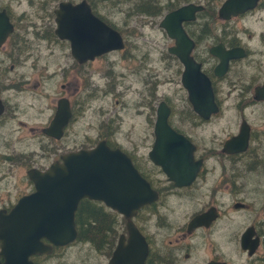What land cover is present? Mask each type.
<instances>
[{
	"label": "flooded vegetation",
	"instance_id": "obj_1",
	"mask_svg": "<svg viewBox=\"0 0 264 264\" xmlns=\"http://www.w3.org/2000/svg\"><path fill=\"white\" fill-rule=\"evenodd\" d=\"M83 1L90 6L95 17L121 35L123 49L83 61L75 59L71 43L60 40L55 34V12L62 3L75 6ZM226 1L218 0V9L213 11V6L207 5L206 0L168 1L174 9L159 18L162 20L166 14L189 4L203 8L193 20L183 21L181 27L193 45L190 56L209 80L218 107L217 112L206 119L196 112L182 84L185 68L177 56L169 53V48L176 47V43L159 27L161 20L158 27L170 39L171 45L164 52H159L157 48L155 50L161 61L163 56L169 61L166 69L173 66L169 81L180 95L177 101L162 93L159 72L147 68L146 62L152 59V51L144 46L145 53L135 57L131 43L127 44L121 31L99 13L97 6L100 0H0V212L9 213L22 197L34 192L29 177L32 170L44 172L53 163H61L63 156L91 150L100 143L127 155L157 195L155 201L142 205L130 219L103 202L92 201L94 210L109 218L110 234L98 236L92 243L76 238L68 245L54 246L50 254L31 257L33 264H41L74 245L94 260V263L92 259L87 262L81 256L84 264H89L90 260L92 264H109L119 242L128 245L129 220L147 245L144 264H232L234 260L229 250L246 255L251 264L264 263L263 256H256L259 252L264 255V221L244 224L238 220L240 231L231 239L223 232L224 214L249 210L252 204L260 201L258 183L243 180L247 174L254 173L250 172L253 167L256 168L255 172L261 168L259 164L264 159V150L260 159L252 156L255 151L252 140H258L263 133L264 143V131L253 128L244 116V111L256 106L264 109V100L255 99L256 90L264 85V63L251 59L252 49L249 45L252 40L264 45V30L252 35L246 28L237 26L236 22L249 21L258 10L257 13L264 14V0H256L254 8L237 15H220L219 9ZM103 2L108 3V0ZM27 14H36V19L41 23H25L29 20ZM52 43L54 49L61 48L60 57L52 53ZM21 49L24 50L22 55ZM228 51L236 53L224 71L220 65L221 58ZM118 54H121L120 60L136 61L138 67H128L126 73L116 72L117 59L112 60L111 57H117ZM50 57L56 61L52 66L46 62ZM143 57L145 63L141 62ZM101 62L107 63L106 69L101 70ZM140 67L141 82L135 76L139 75L135 70ZM252 73L262 75L263 82L255 85L251 93L247 92L249 89L240 91L241 82L234 85V79L239 76L242 81L243 74ZM129 75L136 77V82H127ZM230 76L233 80H229ZM138 82L140 87L135 85ZM227 83L231 88L230 93L234 87L239 91L235 109L240 116L223 138V93ZM127 87H131L133 93L139 96L138 100H141L136 101L132 95V103L129 104V94L125 91ZM120 88L121 91L117 92ZM53 91L56 93L53 94ZM61 102L69 118L60 137L55 138L44 131L50 128ZM161 103H165L169 109L167 123L170 128L193 147L191 162L182 166L189 168L187 172L194 176L189 185L176 186L149 155L156 138L157 112ZM118 107L119 113L116 112ZM128 114L134 115L135 120L136 117L141 118L133 129H139L144 136L142 148L146 150L145 153L140 151V142L126 140L127 134L124 140L119 138L127 121L123 115L128 118ZM244 123L248 127V140L245 149L241 150L242 143L235 144L232 140L239 137ZM79 124L84 125L85 129L95 128V134L81 137V143H71L70 132ZM209 128L210 141H207L205 135ZM19 147L23 150H19ZM180 172L185 174L186 170ZM227 196L231 200L229 204L226 203L227 210L223 212V199ZM250 197L252 201L246 202V198ZM175 206L178 210L181 207L186 211L190 209L183 216L181 225L174 229L171 227V218ZM204 214H210L209 218L193 223L195 218ZM244 235L248 239L247 249L242 248ZM42 241L47 244L46 240ZM253 247L250 254L249 250ZM0 261L3 262V259L0 258Z\"/></svg>",
	"mask_w": 264,
	"mask_h": 264
},
{
	"label": "water",
	"instance_id": "obj_2",
	"mask_svg": "<svg viewBox=\"0 0 264 264\" xmlns=\"http://www.w3.org/2000/svg\"><path fill=\"white\" fill-rule=\"evenodd\" d=\"M255 4L256 0H227L219 9V14L234 16L254 8ZM201 10V6L185 5L166 14L159 27L165 30L170 39L175 40L176 47L168 51L177 56L184 66L182 84L196 112L207 119L217 112L218 107L209 80L190 56L193 45L181 27L183 21L193 20ZM55 23L56 36L71 43L72 54L78 61L124 47L121 35L95 17L84 1L75 6L70 3L60 4L55 12ZM235 53L225 52L221 58L220 65L224 71ZM255 99L264 100V85L256 90ZM63 103H59L50 128L44 131L55 138L60 137L69 118ZM168 113L167 105L161 103L157 112L156 138L149 155L176 186L189 185L194 176L187 172L189 168L182 166L191 162L193 147L170 128L167 123ZM247 140L248 127L244 123L239 137L233 139L232 143L241 142L242 150ZM61 161L53 163L44 172L32 170L29 177L34 192L22 197L9 213L0 212V258L3 259L0 264H33L31 257L50 254L54 246L73 243L77 238L75 212L83 199L103 202L127 219L142 205L157 199L156 193L140 176L129 157L119 149H110L104 143L91 150L69 153ZM183 170H186L185 174H181ZM209 216H199L193 223ZM127 230L130 235L128 245L120 241L109 264L145 263L148 249L143 236L130 220ZM42 240H46L47 244ZM241 243L243 249L249 247L246 235ZM253 249L249 250L250 254Z\"/></svg>",
	"mask_w": 264,
	"mask_h": 264
},
{
	"label": "rangeland",
	"instance_id": "obj_3",
	"mask_svg": "<svg viewBox=\"0 0 264 264\" xmlns=\"http://www.w3.org/2000/svg\"><path fill=\"white\" fill-rule=\"evenodd\" d=\"M146 0H141V2ZM169 0H157V3L160 5H165ZM139 0H108V3L103 2V0H100V3H98V9L99 13L105 18L107 22H109L112 26H115L118 30L121 31L125 41L128 43H131V48L133 49L132 54L135 57L141 56L145 53V49L143 47H147L152 51L153 57L152 59L148 60L146 62L147 68L152 69L154 71H158L161 78H162V85L160 87L162 93L166 94L171 100L173 98L175 101L179 98V94L177 93V90L173 83H170L169 78L173 75V66H169L168 69L165 67L169 65V61L167 58L163 56V61L160 60L159 56L157 55V52L155 48L159 52H162L165 50L168 46L171 45L170 39L164 34V32L158 27V22H160L161 19L158 17L156 20L152 18H145L141 16H129L132 14V10L130 9L133 5H142ZM178 0H170V3H177ZM169 4V3H167ZM218 3L214 4L213 10L218 9ZM22 9V8H21ZM259 11V10H258ZM257 11V12H258ZM255 12V14L251 15V19L247 22H236L237 26H241L246 28L252 35L256 34L258 30L263 31L264 30V14H259ZM41 16H44L45 14H39ZM36 14H27V17L29 18L27 22H36L40 24V20L36 19ZM134 17V18H132ZM31 37V36H28ZM247 38V35L244 36ZM169 39V40H168ZM254 39V38H253ZM52 43V53H55L56 55L61 54L62 50L59 47H56L54 49L55 45ZM138 44L137 48L135 45ZM250 48L252 49V56L251 59L258 62V60L262 63H264V48L263 44L256 43L253 40L249 43ZM261 47V49H260ZM142 48V49H140ZM260 49V50H259ZM58 50V51H57ZM21 55L22 52L24 53V50H20ZM164 52V51H163ZM160 55V53H159ZM121 54H118V56L111 57L112 60L117 59L116 61V72H122L126 73V69L128 67L136 66L138 67L136 61H130L127 60H120ZM27 56H25L26 58ZM60 57V56H59ZM60 59V58H59ZM122 59V58H121ZM47 64L49 66L54 65L56 61H54L51 57L46 60ZM141 62H144V57L142 58ZM164 62V64L162 63ZM101 70L106 69V62H101ZM173 65V64H172ZM257 70V67H256ZM137 72L139 75H135L134 72ZM133 74L136 77H139V81H142V68L136 69ZM258 71V70H257ZM245 75V76H244ZM129 75L127 82H136L137 78ZM229 80H233L232 76L229 77ZM234 85L236 83L241 82V85L239 86L240 91H249L252 92V89L255 85L260 84L263 82V76L258 74H243L242 81L240 80V77L237 76L235 79ZM59 82V80H58ZM136 87H140L141 84L138 82L135 84ZM122 88H120V92ZM230 86L225 85L224 86V93H223V138L225 137L226 133H229L232 130V127H234V123L236 120L239 119L240 114L235 109L236 104L238 103V97L239 91L236 90V87L232 88V92ZM125 91H128L129 94V104L132 103V95L136 97V101H140L141 98L138 100L139 96L135 93H133V90L131 87H127ZM56 91H53V94H55ZM124 98V97H123ZM131 98V99H130ZM125 100V98H124ZM120 107L116 108V112L119 113ZM138 116V115H137ZM244 116L248 118L249 123L252 125L253 128L257 130H263L264 131V109L261 107H252L244 111ZM134 115L128 114V118H126L125 115H123V119H127L126 125L123 126V131L121 132L119 138L124 140V137H126V140H131L132 142H140L141 146L140 151L141 153H145L146 150L142 148V136L140 130L136 131L134 128V125L137 124V122H140L141 118L136 117V120L133 118ZM132 126L130 129L129 127ZM214 130L217 131L216 128ZM95 134V128L85 129L84 125L81 124L75 126L73 130L70 132V142L71 143H79L81 139L87 135V136H93ZM206 139L207 141H210V128L206 130ZM82 137V138H81ZM262 137L263 133L260 134L259 139L252 140L253 148L255 149L254 153H252V156L259 158V156L262 157V150H264V143H262ZM78 139V140H77ZM83 142V141H82ZM81 143V142H80ZM127 143V142H126ZM210 142H208L209 144ZM69 146V145H68ZM129 148V147H127ZM19 150H23V148L19 147ZM260 159V158H259ZM258 163V162H257ZM261 168L258 169L257 172L256 168L253 167V170L250 173L245 176V180L243 181H252L258 183L260 189H259V199L260 201L258 203L252 204V208L245 211H234L229 212V214H224L223 216V232H225V236L228 238H232L234 234H236L238 231H240V226H238V220H241L244 224H252L257 220L264 221V159L263 161H260ZM247 177V178H246ZM247 179V180H246ZM244 197V195L242 196ZM245 198V197H244ZM231 200L230 197H225L223 199V212L227 210L226 205L229 204V201ZM251 197L246 198V202H251ZM174 202V201H172ZM227 203V204H226ZM174 208V207H173ZM190 209V208H189ZM189 209L186 211L183 207H181L180 210L177 209L175 206L174 213L171 218V227L172 228H178L182 223L183 216L189 211ZM176 211V213H175ZM227 213V212H226ZM180 219V220H179ZM175 222V223H174ZM264 223V222H263ZM230 239H226V241H229ZM235 247V246H234ZM229 250V249H228ZM264 252V251H263ZM229 255H232V258L234 262L232 264H251V261L248 260L246 255L241 254L239 251L233 250V253L231 250H229ZM81 256L85 257V261L88 262L89 259H92L91 256H86L83 254L82 251L79 250L77 245L69 247L67 250L59 251L57 255L53 256L52 258H49L45 261H43L41 264H84L81 260ZM256 256H263L261 255V252H259ZM92 262L94 263V260L92 259ZM91 260L89 261V264H92ZM263 263V262H261ZM259 264V263H256ZM264 264V263H263Z\"/></svg>",
	"mask_w": 264,
	"mask_h": 264
},
{
	"label": "trees",
	"instance_id": "obj_4",
	"mask_svg": "<svg viewBox=\"0 0 264 264\" xmlns=\"http://www.w3.org/2000/svg\"><path fill=\"white\" fill-rule=\"evenodd\" d=\"M141 2V0H139ZM170 1V0H169ZM181 1V0H178ZM207 5L217 3L218 0H206ZM142 5H133L130 9L132 14L129 16H141L156 20L164 13L173 10L170 4L160 5L157 0H146ZM213 11V8L212 10ZM134 18V17H132ZM75 224L78 231V239L92 243L98 236L110 234V220L103 216L99 211L94 210V204L90 200H82L75 213Z\"/></svg>",
	"mask_w": 264,
	"mask_h": 264
}]
</instances>
